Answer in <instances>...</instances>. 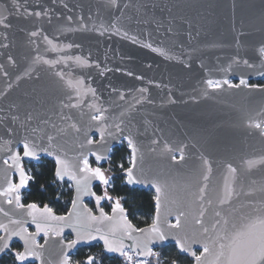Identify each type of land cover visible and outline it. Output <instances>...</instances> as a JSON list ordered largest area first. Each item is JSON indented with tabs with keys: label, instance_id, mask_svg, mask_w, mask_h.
Masks as SVG:
<instances>
[{
	"label": "water",
	"instance_id": "water-1",
	"mask_svg": "<svg viewBox=\"0 0 264 264\" xmlns=\"http://www.w3.org/2000/svg\"><path fill=\"white\" fill-rule=\"evenodd\" d=\"M15 2L19 13L13 8V0H0V12L8 9L12 13L7 21L10 27L0 25V190L7 187L8 179L20 182L19 173L14 169L6 173L3 163L13 153L21 156V166L24 160L32 162L40 157L53 161L55 175V160L44 152H39L36 159L23 156L24 138L47 146V135L51 134L68 162L82 167V155L104 164L111 150L122 141L128 147L126 137H131L143 154L136 169L143 182L125 184L150 190L154 197L153 183L161 185V227L176 233L168 226L183 213L179 234L189 242L192 252H198L196 255H200L205 243L211 245L215 236L211 226L217 220L223 224L227 219L228 232H232L233 225L239 228L249 218L264 213V166L248 171L244 164L264 157L262 130L249 126L264 124V85H248L249 81L264 80V0H117L116 6L108 0ZM36 12L41 15L35 16ZM32 32L37 35L32 36ZM152 48L164 50L170 59ZM77 56L86 60L87 66L77 64ZM37 57L41 59L37 61ZM44 60L55 63L45 64ZM242 79L247 87L223 83L235 80L239 85ZM69 80L83 81L79 97L66 86ZM208 80L220 86L209 87ZM77 103L76 108L65 106ZM93 115H102V120H92ZM72 124L79 128L78 132ZM88 139L94 143L89 145ZM90 149L107 158L98 162ZM128 151L131 155L129 148ZM205 160L207 168H211L208 181L203 180ZM229 165L237 169L235 178H230L234 194L229 203L220 204ZM101 170L107 177L108 173ZM57 180L71 184L72 199L77 195L74 182L67 176ZM205 184L208 187L201 201L199 190ZM95 185L108 186L93 179L91 193H95ZM27 186L28 183L19 191L21 203ZM95 196L83 195L82 208L90 209L95 216L103 209L112 216L118 199L107 194L111 199H101L98 206ZM6 199L0 196V209L8 213L6 216L0 212V224L9 230L26 229L44 246L36 249L42 252V260L30 257L24 264H59L64 254L70 256L77 249L94 245L104 251L99 239H82L74 247H67L68 241L77 238L71 227H65L59 236L50 231L46 238L43 231L37 233L26 207L18 209L14 200L8 204ZM88 200L93 209L86 204ZM103 203L109 204V212ZM120 205L124 209L121 202ZM68 211L53 214L67 216ZM123 215L126 216L125 209ZM10 219L21 223L12 224ZM196 219L202 220L209 233L203 232ZM6 235L0 230V236ZM124 242L132 244L131 240ZM14 243L23 251V241L13 236L10 250L0 253V257L17 251L12 249ZM168 245H174L180 255L196 264L193 256L178 250L174 235L156 240L149 247L153 250ZM104 253L121 257L118 253ZM205 259L210 264L213 258Z\"/></svg>",
	"mask_w": 264,
	"mask_h": 264
},
{
	"label": "snow or ice",
	"instance_id": "snow-or-ice-1",
	"mask_svg": "<svg viewBox=\"0 0 264 264\" xmlns=\"http://www.w3.org/2000/svg\"><path fill=\"white\" fill-rule=\"evenodd\" d=\"M108 2L112 6H116L117 0H108ZM13 8L16 13H19V5L16 4L15 0H13ZM4 13H8L7 15ZM12 13L8 12V9H4L3 12H0V25L8 28L10 24L7 23L9 19V15ZM28 15H33V13H28ZM35 16L39 17L41 15L40 12L34 13ZM113 28H116V25H112ZM118 30V29H117ZM32 36H36V32L31 33ZM47 40V37H45ZM135 43V37L132 38ZM49 44L52 42L49 40ZM143 47H151V45L144 44ZM6 47V45H5ZM53 50L55 46H53ZM153 52H158L161 55H164L166 59H170L167 54L162 49L152 48ZM261 53L264 54V49L261 50ZM37 61L41 58L37 57ZM45 64L55 63L53 61L44 60ZM75 62L82 66H87V61L82 60L79 56L75 57ZM247 63V61H245ZM187 66V65H185ZM60 76V79L63 80L64 77L60 73H57ZM131 75V73H129ZM137 79H141V77H136ZM209 87L218 88L219 82L214 83L212 80L207 81ZM223 83L228 84L229 87H240V85L248 86L246 81L243 79L240 81L239 85H233L229 83V81L225 80ZM82 85L83 81L76 80L75 82L69 80L66 82V86L69 89H73L77 97L82 94ZM88 91H92L93 89H88ZM141 91H146V89H141ZM123 99V96H121ZM66 107L76 108L79 104H71L65 105ZM97 112H100V109H96ZM16 117H13L15 120ZM94 121H101L102 115H93L91 117ZM250 127H255L257 129H261V135H264V124L261 123H253L249 125ZM71 127L75 129L77 132L79 128L76 127L75 124H72ZM117 130H120V125H115ZM33 132H36L37 129H33ZM115 138V137H114ZM56 137L49 134L47 135V146L43 144H38L35 140H30L28 138H24L23 141V156L31 159L38 158L39 152H44L46 155L52 157L55 160V176L57 179H63L67 176L70 180H72L76 187L77 195L72 199V207L69 209L67 216H57L53 214V210L48 207V205H44L41 209L36 204H28L27 206L23 205L20 202V189L24 188L29 180L32 179L31 176L27 175L22 166H21V156L17 153H13L9 155L7 159L3 161V163L7 166L6 173L8 170L14 169L19 173L20 182L18 184L12 183L10 179H8L7 187L0 190V196L6 197V203L12 204L13 200L15 201V206L18 209L27 208V215L32 217L33 223L36 224L37 233L40 231L44 232L45 237L49 236V232L53 234V236H59L65 227H71L73 231L76 233V239L68 241L67 247H74L80 240H102L104 245V251L108 253H118L121 257L124 258L125 264H133V257L139 256L144 257L145 259H141L136 261V264H149L147 258L148 257H156L157 264H159V254L154 252L152 248L149 247L151 243L156 240L163 241L167 239V237L171 234L174 235L176 241V247L181 253H187L190 256L194 257L196 264H206V257L211 256L213 259L210 261V264H264V213L260 215H256L248 219V221L236 228L234 231L228 232L227 225L229 221L227 219H223V224H221L220 220H217L212 224L211 229L215 232V236L211 241V245L205 243L203 245V251L200 255H196L195 252H192L191 246L189 242L180 236V231L182 230V224L180 216L183 215L181 213L176 218V223L170 224L169 229H176V233H169L167 230L161 227V208H162V199L161 197L164 195L163 188L161 185L153 183V187L156 189V196L154 197L156 201V215L153 217L152 223L148 228H136L134 227L127 219L126 216L123 215L124 209L121 207L119 200L113 205L112 216H108L103 212V209H100V215L95 216L92 214L90 209H83L81 205V197L83 195H93L95 193L90 192V185L93 179L99 180L101 184L108 185L109 179L106 177L105 173L101 170V168L96 167L92 168L89 166L88 159L86 156L82 155L80 158V163H82V167L71 165L65 154L62 151V148L56 144H54ZM101 139H104V130L101 129ZM128 141V148L131 150V155L129 158V166L124 167V165H120V167L124 171L125 183L127 184H137L142 183V178L140 175H137V163L138 158L140 161L143 160V154L140 153L136 144L133 142L131 137H126ZM87 143L89 145L93 144L94 141L92 139H88ZM155 143V141L153 142ZM167 147V146H166ZM90 154L96 155V159L99 162L102 159H106V156H102L93 152L91 149L89 150ZM183 159V156H181ZM11 161V162H10ZM245 168L248 171H251L253 168L257 166H264V157L259 159H250L244 162ZM204 165L207 168L208 161H204ZM237 169L228 166V174L224 177V186L223 192L220 195L219 203L226 204L231 200L234 189L230 182V178L234 179ZM211 173V168H207L206 173L203 175V180H209V174ZM208 185L205 184L200 188V200L203 201L205 190ZM264 191V189H261ZM251 195V193H247ZM105 197H107V193H105ZM105 197L95 196L97 205L99 206V202L101 199ZM111 199L110 197H107ZM209 204L212 203L211 200L208 201ZM0 212H4L3 209H0ZM4 215H8L7 212H4ZM204 215L203 210L200 212V216ZM216 216H220L219 212H216ZM10 223L19 224L20 221L10 219ZM195 223L200 225L203 228L204 233H209L210 229L208 227L203 226V222L200 219H196ZM217 225H220L217 228ZM0 230H3L7 235L0 236V253H4L5 251L10 250L9 241L13 236L19 237L20 240L23 241V251H13L12 255L14 256L17 264H24L26 260L30 257H34L37 260H42L43 254L42 252L36 251L38 248H43V245H40L36 242L35 234L27 233L26 229L19 230H9L7 225L0 224ZM133 233H142V236H134ZM125 240H131L132 244H125ZM63 243V241H61ZM59 264H70V258L67 254H64L60 260ZM85 264H95V257L89 256L85 261ZM172 264H176V261H172Z\"/></svg>",
	"mask_w": 264,
	"mask_h": 264
},
{
	"label": "trees",
	"instance_id": "trees-1",
	"mask_svg": "<svg viewBox=\"0 0 264 264\" xmlns=\"http://www.w3.org/2000/svg\"><path fill=\"white\" fill-rule=\"evenodd\" d=\"M254 84L264 85V80L254 81ZM130 153L125 143L114 147L106 161L100 168L108 171L110 184L105 190L95 185L93 190L96 194L108 195L118 199L124 209L130 222L137 228L151 224L154 214V195L150 190H141L130 187L125 184L124 171L120 165L129 166ZM91 166L97 164L90 159ZM25 172L32 177L28 182L27 189L22 193V203L24 205L34 203L40 207L48 205L57 215L66 214L72 201V189L64 192L59 186V182L54 175V163L51 160L42 158L39 163H24ZM86 204L93 209V204L89 201ZM106 212H109L108 203L102 205ZM12 249L19 250L17 243L12 245ZM159 254V264H191L189 259L180 255L174 245H168L165 248L155 249ZM95 257V264H125L123 258L104 253L100 245H94L87 248H81L74 251L70 256L71 264H85L87 257ZM149 264H157L156 259H150ZM0 264H17L14 257L7 253L0 257ZM35 264V263H29Z\"/></svg>",
	"mask_w": 264,
	"mask_h": 264
},
{
	"label": "rangeland",
	"instance_id": "rangeland-1",
	"mask_svg": "<svg viewBox=\"0 0 264 264\" xmlns=\"http://www.w3.org/2000/svg\"><path fill=\"white\" fill-rule=\"evenodd\" d=\"M229 83H231V84L234 85V83H233L231 80L229 81ZM248 85H251V86H260V85L254 84V83L251 82V81L248 82ZM121 143H124V142L122 141ZM121 143H120V144H121ZM41 159H42V158H39L38 161H35L34 163H35V164L39 163ZM88 163H89V166L92 167L89 158H88ZM93 167H95V166H93ZM93 167H92V168H93ZM97 167H98V166H97ZM103 170H104L106 173H108V171H107L106 169H103ZM26 174H27V173H26ZM108 174H109V173H108ZM27 175H28V174H27ZM107 177H108V179H109V184H110V176L107 175ZM58 182H59V181H58ZM109 184H108V185H109ZM59 186L61 187L62 191H64V192H66V191L72 189L71 184H70L68 181H65V180L59 182ZM103 189L105 190V188H103ZM86 202H89V200L86 201ZM38 242H41V239H39ZM17 251H19V250H17ZM153 251L156 252L155 249H153ZM152 258H153V259H156V257H151L150 259H152ZM123 260H124V258H123ZM138 260H140L138 257H133V264H136V261H138ZM148 261H149V260H148ZM70 264H71V263H70Z\"/></svg>",
	"mask_w": 264,
	"mask_h": 264
},
{
	"label": "flooded vegetation",
	"instance_id": "flooded-vegetation-1",
	"mask_svg": "<svg viewBox=\"0 0 264 264\" xmlns=\"http://www.w3.org/2000/svg\"><path fill=\"white\" fill-rule=\"evenodd\" d=\"M233 83H234V85L237 83V81H235V80H231ZM252 82V81H251ZM40 158H44V157H40ZM39 159V158H38ZM46 159V158H45ZM49 160V159H48ZM38 161V160H37ZM34 163L35 161H32V162H30V161H27V160H24L23 162H22V167H23V165H24V163ZM24 168V167H23ZM25 170V169H24ZM104 204V203H103ZM20 250V249H19ZM198 253V252H197ZM196 253V254H197ZM185 256V255H184ZM187 257V256H186ZM188 258V257H187ZM189 259V258H188ZM189 261L191 262V264H193V261L192 260H190L189 259Z\"/></svg>",
	"mask_w": 264,
	"mask_h": 264
},
{
	"label": "bare ground",
	"instance_id": "bare-ground-1",
	"mask_svg": "<svg viewBox=\"0 0 264 264\" xmlns=\"http://www.w3.org/2000/svg\"><path fill=\"white\" fill-rule=\"evenodd\" d=\"M97 164V163H96ZM98 165V167H100V165L99 164H97Z\"/></svg>",
	"mask_w": 264,
	"mask_h": 264
},
{
	"label": "built area",
	"instance_id": "built-area-1",
	"mask_svg": "<svg viewBox=\"0 0 264 264\" xmlns=\"http://www.w3.org/2000/svg\"><path fill=\"white\" fill-rule=\"evenodd\" d=\"M98 166V165H97ZM97 166H95V167H97ZM121 258H123V257H121ZM125 262V261H124Z\"/></svg>",
	"mask_w": 264,
	"mask_h": 264
}]
</instances>
